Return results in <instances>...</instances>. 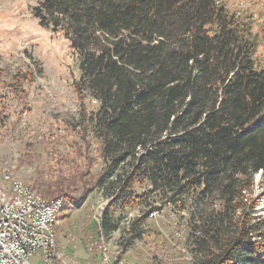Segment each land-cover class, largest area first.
<instances>
[{
    "label": "trees",
    "instance_id": "1",
    "mask_svg": "<svg viewBox=\"0 0 264 264\" xmlns=\"http://www.w3.org/2000/svg\"><path fill=\"white\" fill-rule=\"evenodd\" d=\"M31 13L69 42L74 91L97 106L81 103L84 145L58 152L47 180L38 172L29 186L62 198L60 216L64 198L101 191L105 237L142 208L123 230L127 245L163 238L145 223L166 207L185 222L191 264H264L254 196L255 175L264 182V64L252 17L223 0H38ZM13 78L2 93L23 92L31 72Z\"/></svg>",
    "mask_w": 264,
    "mask_h": 264
},
{
    "label": "rangeland",
    "instance_id": "2",
    "mask_svg": "<svg viewBox=\"0 0 264 264\" xmlns=\"http://www.w3.org/2000/svg\"><path fill=\"white\" fill-rule=\"evenodd\" d=\"M37 1L0 0V86L13 83L14 74L31 72V78L21 82L23 92L6 95L0 90V183L3 172L7 171L27 185L34 184L38 172L47 180L46 172L49 167L53 168L52 159L58 152L84 145L82 131L76 127L81 103L86 112L97 106L89 97L80 99L74 91L73 82L79 75L77 59L61 34L40 26L33 17L31 8ZM223 1L231 11L252 17L253 31L259 38L257 56L264 64V0ZM87 134L93 155L97 142L91 132ZM101 166L99 161L93 172ZM262 179L260 173L255 175L254 196L258 200L256 210L264 214L261 211L264 195L259 197L264 190ZM64 199L70 205V212L68 216L56 217L57 242L62 234L70 241V247L63 248L68 255L79 261L86 260V264H100L89 250H94L96 245L89 242L92 237L94 240L101 236L96 224L107 199L98 190L85 193L78 203ZM142 210L131 209L119 230L101 237L102 247L118 258L124 257L130 264H191L185 222L166 207L154 211L145 223L146 228L161 233L163 238L159 240L151 234L126 244L128 234L123 230ZM57 254L64 261L58 245ZM36 258L31 256L29 262L36 264Z\"/></svg>",
    "mask_w": 264,
    "mask_h": 264
},
{
    "label": "built area",
    "instance_id": "3",
    "mask_svg": "<svg viewBox=\"0 0 264 264\" xmlns=\"http://www.w3.org/2000/svg\"><path fill=\"white\" fill-rule=\"evenodd\" d=\"M9 184L16 195L25 190L13 178H9ZM53 203L25 200L24 207L0 203V207L7 209V217H0V264H31L29 258L33 255L37 256L36 264H56L48 232V212ZM101 237L89 242L98 248L100 264H130L126 259L124 263H116L117 254H106Z\"/></svg>",
    "mask_w": 264,
    "mask_h": 264
},
{
    "label": "bare ground",
    "instance_id": "4",
    "mask_svg": "<svg viewBox=\"0 0 264 264\" xmlns=\"http://www.w3.org/2000/svg\"><path fill=\"white\" fill-rule=\"evenodd\" d=\"M9 178H13L14 181L18 182V185L21 188H25V190L21 192V195H16L15 191H13V186H10L9 184ZM25 200H27L28 202H34L35 204H42L54 201L51 206V209H49L48 212L49 240L51 242V246L53 247V256L54 260L56 261V264H66L59 258L57 254V240L54 229L56 217H58V212L63 205L62 199L55 198L53 200H47L42 195L36 193L29 185L25 184L18 178L12 176L10 172H3L2 182L0 183V203H3L5 205H11L13 207H24ZM0 217H7V209H5L4 207H0ZM105 252L106 254H111L109 251H107V248H105ZM116 263H124V258H118L116 256Z\"/></svg>",
    "mask_w": 264,
    "mask_h": 264
},
{
    "label": "crops",
    "instance_id": "5",
    "mask_svg": "<svg viewBox=\"0 0 264 264\" xmlns=\"http://www.w3.org/2000/svg\"><path fill=\"white\" fill-rule=\"evenodd\" d=\"M59 235V234H58ZM63 235L62 234H60L59 235V238H60V241H59V243L57 242V245H58V252H59V254H60V256L62 257V259L66 262V263H68V264H86V260H84V261H79V260H77L76 258H74V257H71L70 255H68L65 251H64V247L66 246V248H68V247H70L69 245H70V241H68L67 239H64L63 237H62ZM91 237V236H90ZM93 238V237H92ZM56 239H57V234H56ZM73 246H75V248H76V245H73ZM89 250H90V252H93L94 253V255L96 256L95 258H96V261L97 262H99V251H98V248L96 247L94 250H92V248H89ZM124 258V257H123ZM125 259V258H124ZM91 262H93V261H91ZM93 263H95V260H94V262Z\"/></svg>",
    "mask_w": 264,
    "mask_h": 264
}]
</instances>
